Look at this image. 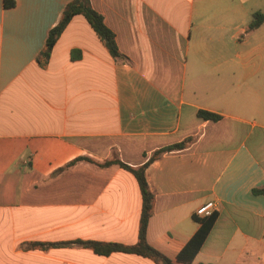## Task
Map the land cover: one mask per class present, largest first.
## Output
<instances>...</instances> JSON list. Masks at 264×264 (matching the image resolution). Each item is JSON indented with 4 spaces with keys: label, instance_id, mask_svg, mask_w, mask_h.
<instances>
[{
    "label": "crops",
    "instance_id": "0c3cea01",
    "mask_svg": "<svg viewBox=\"0 0 264 264\" xmlns=\"http://www.w3.org/2000/svg\"><path fill=\"white\" fill-rule=\"evenodd\" d=\"M7 1L0 264H158L76 243L136 242L142 200L129 170L81 160L54 171L77 156L138 166L186 139L145 169L147 242L175 260L210 221L191 264H264V194L253 192L264 186V21L246 31L264 0H89L124 57L75 14L43 64L36 57L70 0ZM210 200L212 213L197 216Z\"/></svg>",
    "mask_w": 264,
    "mask_h": 264
},
{
    "label": "trees",
    "instance_id": "16d2710c",
    "mask_svg": "<svg viewBox=\"0 0 264 264\" xmlns=\"http://www.w3.org/2000/svg\"><path fill=\"white\" fill-rule=\"evenodd\" d=\"M4 7L13 6V2L3 0ZM75 14H82L86 20L89 22L95 33L102 40L105 47L113 57H124L116 46L114 33L106 26L104 23L103 17L98 13L90 4L89 0H70L63 8L62 14L58 22L49 29L45 44L43 49L38 53L36 60L40 63H45L48 60L50 51L59 37L60 33L63 31L66 24L69 22L71 17ZM264 21V13L256 11L252 13L251 19L247 24L246 31L252 30L258 27ZM198 116L204 119L216 120L220 116L217 113L198 110ZM189 140L186 139L182 142L174 143L165 147H162L158 150H155L145 162L138 166H129L126 163L122 162L118 158L114 157L112 159L96 162L86 156H77L62 167L56 169L54 173L60 172L68 166L75 164L78 161L85 160L92 163H96L100 166H106L109 164H117L120 167L129 170L135 177L141 194V212L137 232V240L133 244H121L117 242H101L95 240H77L76 243L82 245L83 247L89 248L93 253L98 255H109L112 252H122V253H133L140 255L142 257H147L152 261L158 264H191V261L195 254L197 253L201 243L203 242L209 226L210 221H201L199 228L192 235V237L186 242V244L179 250L175 255V260H172L170 257L151 246L146 240V229L150 216L152 215V204H153V193L149 189L148 183L145 177V169L147 165L153 161L156 157L160 156L165 151H170L174 149H180L185 147ZM253 192L256 194H264V186L260 188L253 189ZM65 242H60L58 244H63ZM30 246L37 245L36 242L29 244ZM199 264H212V263H199Z\"/></svg>",
    "mask_w": 264,
    "mask_h": 264
},
{
    "label": "built area",
    "instance_id": "2783aa9c",
    "mask_svg": "<svg viewBox=\"0 0 264 264\" xmlns=\"http://www.w3.org/2000/svg\"><path fill=\"white\" fill-rule=\"evenodd\" d=\"M215 207V203L214 201L210 200L207 201L201 205H199L196 209H195V214L197 216H204V215H210L213 211Z\"/></svg>",
    "mask_w": 264,
    "mask_h": 264
}]
</instances>
